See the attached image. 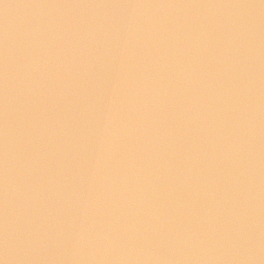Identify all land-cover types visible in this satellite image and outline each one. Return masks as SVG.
I'll use <instances>...</instances> for the list:
<instances>
[{
  "label": "water",
  "instance_id": "obj_1",
  "mask_svg": "<svg viewBox=\"0 0 264 264\" xmlns=\"http://www.w3.org/2000/svg\"><path fill=\"white\" fill-rule=\"evenodd\" d=\"M0 264H264V0H0Z\"/></svg>",
  "mask_w": 264,
  "mask_h": 264
}]
</instances>
